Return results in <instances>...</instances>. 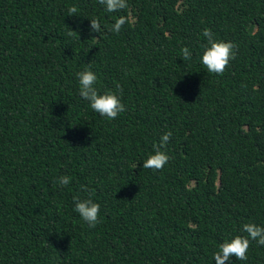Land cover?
Returning <instances> with one entry per match:
<instances>
[{"label":"trees","instance_id":"1","mask_svg":"<svg viewBox=\"0 0 264 264\" xmlns=\"http://www.w3.org/2000/svg\"><path fill=\"white\" fill-rule=\"evenodd\" d=\"M127 3L0 0V264H215L264 227V0ZM205 28L236 46L222 75L200 63ZM85 69L100 94L121 86L116 119L79 96ZM167 132L169 162L143 168ZM74 197L100 205L95 228ZM247 257L227 264H264V246Z\"/></svg>","mask_w":264,"mask_h":264},{"label":"clouds","instance_id":"2","mask_svg":"<svg viewBox=\"0 0 264 264\" xmlns=\"http://www.w3.org/2000/svg\"><path fill=\"white\" fill-rule=\"evenodd\" d=\"M97 3L103 6L104 10L109 13L119 12L128 8L127 0H97ZM76 7L68 9L69 15H75ZM128 17L119 16L109 31L119 33L121 28L128 23ZM90 31L100 33L102 31L101 23L98 19L90 20ZM74 31H69L72 35ZM207 40V46L204 48L200 56V63L207 69L209 73L222 75L228 66L229 62L235 58L232 42L217 41L214 39V34L208 28H205L201 33ZM183 60L191 59L190 50L187 47L181 49ZM76 77L79 84V96L88 102L89 107L98 113L101 117L108 120H114L118 115L126 110L124 104L117 93H121L122 89L119 84L116 85V93L107 92L100 94L96 88L97 75L85 69L77 72ZM172 136L171 132L164 133L158 143L153 144V153L143 161V168L152 170H162L169 162L170 157L164 150ZM71 182L69 176H60L58 184L61 187L67 186ZM84 191H89L85 186H81ZM74 211L79 217L90 227L95 228L99 221L100 205L93 202L89 197L80 199L74 197ZM242 231L247 233V237L236 236L230 241H225L219 245L218 251L213 253L215 264H227L231 257H235L239 261L247 260V252L250 247V242L255 241L258 245L264 246V227L254 223L244 224Z\"/></svg>","mask_w":264,"mask_h":264}]
</instances>
